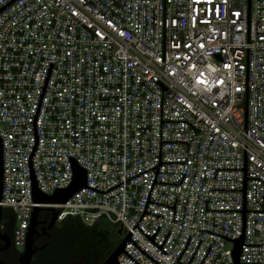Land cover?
Wrapping results in <instances>:
<instances>
[{
    "label": "built area",
    "instance_id": "obj_1",
    "mask_svg": "<svg viewBox=\"0 0 264 264\" xmlns=\"http://www.w3.org/2000/svg\"><path fill=\"white\" fill-rule=\"evenodd\" d=\"M50 62L31 159L39 190L67 187L68 156L87 186L122 182L37 207L58 210L59 221L104 218L126 236L157 169L159 80L161 119L186 120L162 121L160 138L186 142L160 143V161L176 162L160 163L155 180L184 174L153 183L145 211L162 217L143 213L130 238L159 264H200L205 254L201 264H233L234 242L218 234L238 237L242 213L206 209L242 208V190L210 188H242V169L216 168H242L244 149L246 176L259 178L246 179V209L264 206V0H0V207L21 250L34 206L32 120ZM140 230H157L156 245L168 233L166 253ZM243 242L260 245H243L239 262L259 263L238 264H264V209L245 212ZM123 248L156 264L130 240ZM116 260L136 264L123 251Z\"/></svg>",
    "mask_w": 264,
    "mask_h": 264
},
{
    "label": "water",
    "instance_id": "obj_2",
    "mask_svg": "<svg viewBox=\"0 0 264 264\" xmlns=\"http://www.w3.org/2000/svg\"><path fill=\"white\" fill-rule=\"evenodd\" d=\"M52 64H53L52 62L49 63V66H48V69H47V73H46V76H45V79H44V82H43V86H42V89H41V92H40V95H39L38 104H37V107L35 109V113L33 115V120H32V129H33V134H34V143H33L32 149H31L29 157H28V168H29L31 198H32V201L34 202V206H32V208H31L30 218H29L28 226H27L26 232H25V246L23 248L22 253L20 254L21 261H26V263L28 262V259L30 258L31 253L34 251V249L31 248V242H32V237H33V235L36 232V225L40 222L39 219H38V212L40 210H48V211L51 212V219H50L49 225H51L56 220L57 214H58V212H57L58 210H54V208H52V207H37V202H40V201L41 202H64L74 192H76L81 186H85L87 188H90V189H93V190H96V191H99V192L103 193V192H107L109 189L117 186L118 184H120L122 182L121 181V182L115 184L114 186L110 187L109 189H107L105 191H102L100 189H96V188L87 186L86 185V169L84 167H82L80 164H78L73 156H68L69 164H70L71 171H72V176L70 178V181H69L67 187H56L52 194H46V193L42 192L41 190H39V187H38V184H37V181H36V177H35V173H34V170H33V167H32V163H31V159H32L35 147H36L37 142H38V135H37V131H36L35 120H36V116H37V113H38V110H39V107H40V103H41V100H42V97H43V93H44L46 84H47V81H48V77H49V74H50V71H51V68H52ZM157 83L161 87L160 129H159V157H158V164L155 165V166H152V167H157V169L155 171V176L153 178V181H152V184H151V187H150L147 199H146L145 206H146L147 202H153V201H149V194H150V191H151V188H152V185H153L154 182L170 183V182H160V181H156L155 180L159 164L162 163V162H176V161H160V143L161 142H186V141H163L160 138L161 137V122L162 121H186V120H162L161 119L162 89H167V87L159 80H157ZM193 128L195 130H197L195 127H193ZM187 146H188V143H187ZM186 151H187V148H186ZM1 154H2V152H1V141H0V197H1V190H2V156H1ZM152 167H150V168H152ZM150 168H148V169H150ZM148 169H146V170H148ZM216 169H242L243 176H242V188L241 189L210 188V190H242V208L240 210H234V209H206V204H207V200H206L205 209L206 210L241 211V213H242V216H241V233L236 238H230V237H227V236H224V235L212 232V231H209V232H212V233L218 234L220 236H223L225 239L233 240L234 245H233L232 250H231V256H232L233 264H238V263H259V262H239V256H240V253H241L243 245H260V244H245L243 242L244 233H245V212L246 211H262L264 209V206H263L262 210H247L246 209V179L247 178H258V177H247L246 176V152H245V149L243 150V167L242 168H216ZM216 169H215V173H216ZM146 170H144V171H146ZM144 171H142V172H144ZM142 172H139L136 175H138V174H140ZM215 173H214V178H215ZM183 174H182V177H183ZM133 176H135V175H133ZM133 176H131V177H133ZM131 177H129V178H131ZM182 177H181V180H182ZM129 178H127L126 180H128ZM181 180H180L179 183H170V184H180ZM175 201H176V196H175ZM175 201H174V205L173 206L166 205V204H162V205L170 206V207H173L175 209ZM154 203H157V202H154ZM158 204H161V203H158ZM145 206H144L142 214L143 213H149V212L145 211ZM1 209H2V207H0V210ZM142 214H141V216H142ZM149 214H153V213H149ZM153 215H157V214H153ZM141 216H140V218H141ZM157 216H161V215H157ZM173 217H174V210H173ZM173 217H172V220H173ZM139 219H138V221H139ZM137 222L135 223V225L133 227H137ZM132 228L129 230V232L126 234V236L123 237V239L118 244L115 245V247L112 249V251L109 253V255L104 259V261L101 264H113L114 262L117 263V264H120L116 259H117V256L122 251L132 261H134L136 264H139L132 256H130L124 250L123 245L125 244V242L127 240H130L138 249H140L153 262H155L156 264H159L155 259H153L150 255H148L137 243H135L130 238V234H131ZM158 228H159V226L157 227V230H158ZM157 230H156V232H157ZM202 230L208 231L206 229H202ZM118 232L120 233L121 229H118ZM156 232L154 234H152V235H147V234H144L143 232L142 233L149 240H151L153 242V237L156 234ZM167 235H168V233H167ZM167 235H166V237H167ZM166 237L164 238V240L166 239ZM189 238H190V236H189ZM189 238H188V240H189ZM164 240L162 241V243L164 242ZM188 240H187V242H188ZM6 242H7V240H5V244H6ZM187 242H186V244H187ZM199 242H200V240H199ZM162 243L160 245H156L155 243L154 244L158 248H160L163 252H165L161 248ZM186 244H185V246H186ZM185 246H184V248H185ZM209 247H210V245H209ZM209 247H208V249H209ZM184 248H183V250H184ZM196 249H197V247H196ZM196 249H195V251H196ZM208 249H207V251H208ZM183 250L181 251V253L183 252ZM180 254H179V256H180ZM193 254H192V256H193ZM205 255H204V257H205ZM192 256H191V258H192ZM204 257H203V259H204ZM203 259H202V261H203ZM177 262H179V261H177ZM188 262L186 264H188ZM201 262H200V264H201ZM0 264H4V263L0 262ZM180 264H182V263H180Z\"/></svg>",
    "mask_w": 264,
    "mask_h": 264
},
{
    "label": "trees",
    "instance_id": "obj_3",
    "mask_svg": "<svg viewBox=\"0 0 264 264\" xmlns=\"http://www.w3.org/2000/svg\"><path fill=\"white\" fill-rule=\"evenodd\" d=\"M105 221L101 218L85 225L78 217H65L59 221L51 248L35 264H101L117 244H111L106 252L99 251L98 242L106 237L100 224Z\"/></svg>",
    "mask_w": 264,
    "mask_h": 264
},
{
    "label": "flooded vegetation",
    "instance_id": "obj_4",
    "mask_svg": "<svg viewBox=\"0 0 264 264\" xmlns=\"http://www.w3.org/2000/svg\"><path fill=\"white\" fill-rule=\"evenodd\" d=\"M38 219L40 222L36 225V232L31 242V248L34 251L26 263V261H21L20 257L23 250L17 248L12 242L13 219L11 212L5 208L0 210V262L4 264H35L41 261L46 250L51 248L50 242L56 234L59 223L56 219L49 225L51 212L48 210H40ZM5 240H7L6 244Z\"/></svg>",
    "mask_w": 264,
    "mask_h": 264
},
{
    "label": "rangeland",
    "instance_id": "obj_5",
    "mask_svg": "<svg viewBox=\"0 0 264 264\" xmlns=\"http://www.w3.org/2000/svg\"><path fill=\"white\" fill-rule=\"evenodd\" d=\"M57 221V223H59V220ZM105 222L100 224V229L105 232L106 237L103 240L99 241L97 246L99 248V251L102 252H106L111 244H118L125 236L124 231H121L120 233L118 232V224H110L107 220Z\"/></svg>",
    "mask_w": 264,
    "mask_h": 264
}]
</instances>
